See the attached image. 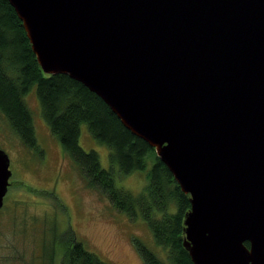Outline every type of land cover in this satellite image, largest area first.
Masks as SVG:
<instances>
[{
    "label": "water",
    "instance_id": "95a60500",
    "mask_svg": "<svg viewBox=\"0 0 264 264\" xmlns=\"http://www.w3.org/2000/svg\"><path fill=\"white\" fill-rule=\"evenodd\" d=\"M8 1L42 70L101 97L189 194L193 263L264 264V0ZM11 176L0 146V210Z\"/></svg>",
    "mask_w": 264,
    "mask_h": 264
},
{
    "label": "trees",
    "instance_id": "16d2710c",
    "mask_svg": "<svg viewBox=\"0 0 264 264\" xmlns=\"http://www.w3.org/2000/svg\"><path fill=\"white\" fill-rule=\"evenodd\" d=\"M34 87L45 121L87 185L104 194L130 218L143 219L151 230L164 254L159 256L138 239L136 247L145 264H194L183 244L184 220L191 209L189 194L182 191L155 149L127 129L101 97L68 74L42 70L14 7L8 0H0V113L26 147L39 150L26 99ZM82 125H87L99 143L109 147L111 169L102 166L97 151H86L81 146ZM115 165L122 176L146 172L147 183L142 191L135 194L118 186ZM53 222L44 229L40 256L37 255L40 264H108L78 240L72 225L59 233L56 219ZM245 244L250 245L248 241ZM34 259L28 264H37Z\"/></svg>",
    "mask_w": 264,
    "mask_h": 264
},
{
    "label": "rangeland",
    "instance_id": "374dc122",
    "mask_svg": "<svg viewBox=\"0 0 264 264\" xmlns=\"http://www.w3.org/2000/svg\"><path fill=\"white\" fill-rule=\"evenodd\" d=\"M26 99L33 114L39 150L26 147L0 113V146L9 154L12 170L0 210V264H28L33 258L40 264L37 255L44 229L53 225L55 219L59 233L72 225L78 240L108 264H145L136 247L138 239L162 257L164 252L143 219L130 218L104 194L87 185L45 121L36 87ZM80 144L86 151H97L102 166L111 169L109 147L99 143L87 125L81 127ZM114 175L118 186L135 194L147 183L143 171L122 176L115 165ZM44 191L52 193L45 195Z\"/></svg>",
    "mask_w": 264,
    "mask_h": 264
}]
</instances>
